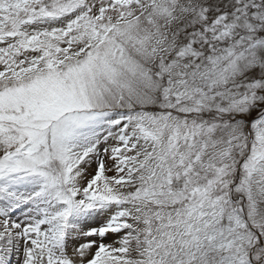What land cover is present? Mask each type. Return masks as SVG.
I'll list each match as a JSON object with an SVG mask.
<instances>
[{
	"label": "snow or ice",
	"instance_id": "1",
	"mask_svg": "<svg viewBox=\"0 0 264 264\" xmlns=\"http://www.w3.org/2000/svg\"><path fill=\"white\" fill-rule=\"evenodd\" d=\"M0 264H264V0H0Z\"/></svg>",
	"mask_w": 264,
	"mask_h": 264
},
{
	"label": "rangeland",
	"instance_id": "2",
	"mask_svg": "<svg viewBox=\"0 0 264 264\" xmlns=\"http://www.w3.org/2000/svg\"><path fill=\"white\" fill-rule=\"evenodd\" d=\"M111 240H112V238L110 237V238H109V242H111Z\"/></svg>",
	"mask_w": 264,
	"mask_h": 264
}]
</instances>
